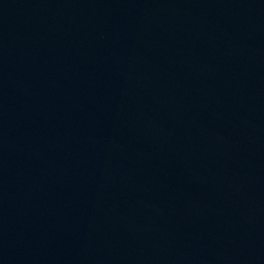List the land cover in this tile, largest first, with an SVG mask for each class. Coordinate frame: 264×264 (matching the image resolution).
Wrapping results in <instances>:
<instances>
[{
    "label": "water",
    "instance_id": "obj_1",
    "mask_svg": "<svg viewBox=\"0 0 264 264\" xmlns=\"http://www.w3.org/2000/svg\"><path fill=\"white\" fill-rule=\"evenodd\" d=\"M0 264H264V0H0Z\"/></svg>",
    "mask_w": 264,
    "mask_h": 264
}]
</instances>
